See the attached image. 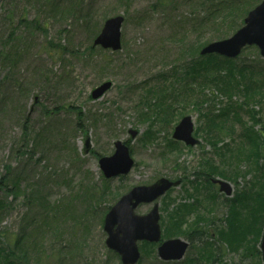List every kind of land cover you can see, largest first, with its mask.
<instances>
[{
    "label": "rangeland",
    "instance_id": "1",
    "mask_svg": "<svg viewBox=\"0 0 264 264\" xmlns=\"http://www.w3.org/2000/svg\"><path fill=\"white\" fill-rule=\"evenodd\" d=\"M259 1L0 0V244L8 254L13 251L16 263L122 264L105 245V210L132 186L169 177L180 183L156 199L162 237H179L189 246L183 259L164 262L156 247L138 241L136 264H189L200 258L201 246L212 249V264H264L263 216L251 217L243 239L236 236L242 246L232 249L216 235L218 228L228 229L229 198L260 174L244 158L230 168L228 156L237 157L252 113L260 123L254 130L264 135V56L247 46L232 59L235 72L240 67L248 72L241 79L245 90H235L230 99L210 82L204 84L203 76L211 77L214 69L195 78L186 75L201 57L195 46L228 37ZM218 8L217 17L209 19ZM116 15L124 18L120 49L94 45L103 21ZM203 20L205 27L194 32ZM107 80L109 89L93 99L92 90ZM202 99L201 105L193 104ZM230 103L241 121L229 119L234 131L207 127L204 114ZM184 115L191 116L199 140L195 146L171 136ZM116 140L128 145L133 166L127 174L105 178L98 159L113 153ZM207 161L223 167L225 175L207 174ZM231 169L239 171L235 179L226 176ZM201 175L228 181L232 195ZM185 188L201 201L191 199ZM209 193L213 197L205 198ZM179 203L196 205L177 226L171 213ZM151 206L139 204L135 210L146 213ZM247 213L241 209L245 219Z\"/></svg>",
    "mask_w": 264,
    "mask_h": 264
},
{
    "label": "water",
    "instance_id": "2",
    "mask_svg": "<svg viewBox=\"0 0 264 264\" xmlns=\"http://www.w3.org/2000/svg\"><path fill=\"white\" fill-rule=\"evenodd\" d=\"M123 17L120 15L105 20L100 33L94 40V44L102 47H110L114 50L120 48V27ZM244 24L228 38L214 41L201 50V54L216 52L226 57H235L245 45L256 44L264 55V0L251 9L244 18ZM111 85L105 81L97 86L91 93L92 98L100 97ZM193 123L191 116H183L173 131V138L182 140L185 144L194 145L198 142L192 136ZM135 132H132L134 135ZM115 151L111 156L100 158V168L105 177L127 173L132 167L133 160L130 157L128 147L117 140L114 143ZM86 147H88L86 141ZM219 184L220 191L227 195L231 193L228 182L213 179ZM179 180L172 181L160 177L149 185H138L122 195L109 209L104 217L103 229L107 233L106 245L115 250L123 264H135L139 258L137 246L138 240L157 242L160 240L161 230L159 226L158 204L143 215L134 213L135 207L141 202H151L164 194L170 187L178 185ZM261 249L264 258V232L261 237ZM187 247V242L180 238L167 239L158 246L157 254L163 260L180 259Z\"/></svg>",
    "mask_w": 264,
    "mask_h": 264
},
{
    "label": "trees",
    "instance_id": "3",
    "mask_svg": "<svg viewBox=\"0 0 264 264\" xmlns=\"http://www.w3.org/2000/svg\"><path fill=\"white\" fill-rule=\"evenodd\" d=\"M231 9L230 7L223 8L224 10L227 9ZM220 10V8L215 9L214 12L210 13L209 19L212 18H216L217 15H214L213 13L218 12ZM223 10V11H224ZM208 19V20H209ZM207 21V20H206ZM205 20L203 21H197L194 25V32L195 31H200L201 29H203L205 26H202V24L204 25V23L206 22ZM214 23V22H212ZM202 34L199 33V36ZM219 38V37H217ZM215 39V38H213ZM181 42V41H180ZM210 41H207V43ZM206 43H201V45H197L195 46V51L198 52L199 54V49ZM194 50V49H193ZM192 50V52H193ZM199 66H196V65ZM196 64V62H193L191 64V66H189L188 71L186 72V75L195 78L196 75H199L200 73L203 72H208L210 71V69H214L213 71H215V73H213L211 75V77L208 76H203L205 83L207 85V83L210 82V84L214 85L216 87V89L223 94L225 97H227V99H230L231 95L234 93L235 90H245V87L242 86L241 84V79L244 78V74H246V72H248V69L244 68V67H240L239 70L236 71L235 69V65L233 64V61L230 59H226V58H222L218 55L215 54H210L206 57L201 56L200 60L198 61V63ZM223 71L224 76H222L221 73ZM236 74H238V77H236ZM221 75V76H220ZM241 84V87H239V85ZM200 93L203 94V89H200ZM190 96L185 97V99H188ZM250 95L247 94V92L244 95V100L248 101V99H250ZM205 101L204 99L198 101H193V104L195 106H197L198 104H202V102ZM186 102V101H185ZM231 102V101H229ZM231 104V103H230ZM226 109H222L220 110L218 113H215L214 111H210L208 110L207 113L204 114L203 117H206V126H216V125H221V126H227L229 128V130L234 131V129L232 127L228 126V121L231 118L232 120L234 119L236 121H240L239 119V115L237 114V110L235 109L236 107L231 105H227L225 107ZM209 111L211 112L210 115L208 114ZM156 114H159L158 110L156 112ZM166 113H163L162 115H165ZM251 121L252 124L249 127H244L243 132L241 134L240 137H242L244 139V144L239 146V153L237 155L236 158H233L232 155L228 156L230 163H229V167L231 168L233 165L237 164L238 160L240 158H244V160H247L249 162V166L253 165L255 168V171H259L260 174L257 177L256 175L254 177L255 181L250 180L249 183H251V186H249L247 189L245 190H241L240 192H236L234 197L231 198L229 200L228 203V211H227V215L229 216V220L226 222V227L228 229H225L222 227L218 228L216 231V235L217 238L228 244L232 249H234L235 247H238V244L241 243L242 246V241H236V236L239 235V239H243V237L245 236L246 233V225H249L253 222V219H251V217H253L255 219L256 216H263L264 218V189H263V193L262 191L259 190V188L262 186V184L264 183L262 181V179L264 180V163L259 162L260 159H264V135L261 134L259 132V130H254L255 125L260 124L259 120L256 119L255 115L252 113L251 116ZM233 122V121H232ZM213 136V135H211ZM218 137V135H217ZM215 137H213L212 140V145L213 146H217L219 143L218 142H214L217 139H214ZM245 143H247V146H245ZM227 150L229 151V149L227 148ZM243 152L245 153V155L243 156ZM223 155V159L225 160L227 159L226 156L224 154ZM220 155V156H222ZM234 161V162H233ZM208 164H206V166L211 170L210 175L213 174H224V168L220 167L219 165H214L212 164L210 161H207ZM250 172H252L253 168L250 169ZM239 171H233L231 169L230 174H227L226 176L231 177L232 179H235V175H238ZM230 178V179H231ZM258 187L257 190L253 191L254 187ZM186 192H188V190L185 188ZM187 195L189 197L194 198V196L190 193H187ZM257 203H260L259 205H256ZM3 205V204H2ZM192 204L188 205L185 203H179L174 209H172V213H171V217L172 220L174 221L175 225L179 226V224H181L184 220V216L186 213H188L191 210ZM259 206V207H257ZM241 209H246L247 210V215H248V219H245L244 216L241 214ZM250 216V217H249ZM170 218V215H169ZM260 221V219H259ZM258 221V222H259ZM256 227V225H255ZM258 229V228H257ZM259 230V229H258ZM227 231L232 232L233 234H235L234 239H229L227 238L229 236V234L227 233ZM259 236L260 232L257 233ZM166 235V232L164 234ZM208 237H210V234L207 235ZM208 245H211L210 242H205ZM145 247H151V244H144ZM234 247V248H233ZM237 249V248H236ZM213 251H211V248H209V246L206 247H202L201 246V260H204L205 263L204 264H212L215 259H213L211 262H209L210 257L212 256V253H210ZM13 251L12 253L8 254V249H6V247L2 244H0V262H2L3 260L5 261L4 264H19L16 263V261L13 260ZM23 258H26L25 252H23ZM212 259V258H211ZM25 263H27L25 261ZM189 264H198L197 261H190ZM218 264V263H217Z\"/></svg>",
    "mask_w": 264,
    "mask_h": 264
}]
</instances>
